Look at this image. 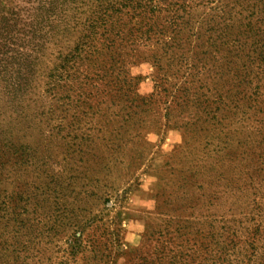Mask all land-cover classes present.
<instances>
[{
    "label": "rangeland",
    "instance_id": "374dc122",
    "mask_svg": "<svg viewBox=\"0 0 264 264\" xmlns=\"http://www.w3.org/2000/svg\"><path fill=\"white\" fill-rule=\"evenodd\" d=\"M74 8L65 0H0V264H139L175 243L165 232L170 225L206 230L214 210L230 223L240 220L252 193L264 187V172L255 186L247 180L241 194L224 196L222 210L211 207L214 184L206 175L209 190H201L192 176L203 165L219 168L204 147L207 134L179 127L176 112L165 118V94L141 117L147 121L132 137L136 144L112 153L101 140L111 134L100 132L98 87L78 93L84 105L66 91L46 92L58 54L80 37L72 16L83 15ZM197 8L196 15L203 11ZM131 71L141 78L139 92L150 96L152 64ZM227 128L233 142L245 134L237 121ZM256 214L264 225V211Z\"/></svg>",
    "mask_w": 264,
    "mask_h": 264
},
{
    "label": "trees",
    "instance_id": "16d2710c",
    "mask_svg": "<svg viewBox=\"0 0 264 264\" xmlns=\"http://www.w3.org/2000/svg\"><path fill=\"white\" fill-rule=\"evenodd\" d=\"M65 3L67 9L74 5L83 15L72 16L71 28L81 33L67 54H58L47 75L46 92L56 97L66 91L84 105L87 98L80 102L78 93H91L98 87L100 132L111 134L108 139L101 137L108 152L136 144L132 137L139 135L147 121L141 117L153 110L156 97L163 93L167 97L160 99L167 111L165 118L176 112L179 127L189 132L194 127L196 137L202 130L207 134L204 147L219 168L204 171L203 165V171L192 176L201 190L208 183L206 175L210 185L214 184L209 205L222 210L224 196L241 194L247 180L255 186L264 172V164L260 166L264 147L257 140L264 139V0ZM79 4L87 11L80 10ZM197 7H203L198 15ZM144 61L155 69V91L150 96L139 92L141 78L131 71ZM69 97L58 99L60 107L68 105ZM148 121L153 128V121ZM233 121L243 124L245 133L234 142L232 129L227 128ZM252 194L251 207L243 209L249 212H243L236 222L230 223L225 214L214 210L206 230L170 225L165 232L170 239L176 236L172 248L164 246L139 264H264V225L255 216L264 211V187L259 185ZM218 221L219 227L215 226Z\"/></svg>",
    "mask_w": 264,
    "mask_h": 264
}]
</instances>
